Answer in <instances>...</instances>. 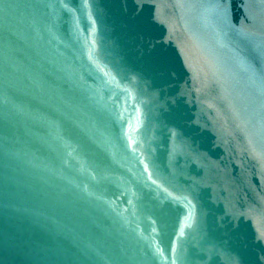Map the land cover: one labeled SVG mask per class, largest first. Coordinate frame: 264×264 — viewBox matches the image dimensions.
Masks as SVG:
<instances>
[{
  "label": "water",
  "instance_id": "1",
  "mask_svg": "<svg viewBox=\"0 0 264 264\" xmlns=\"http://www.w3.org/2000/svg\"><path fill=\"white\" fill-rule=\"evenodd\" d=\"M0 264H264V0H0Z\"/></svg>",
  "mask_w": 264,
  "mask_h": 264
}]
</instances>
